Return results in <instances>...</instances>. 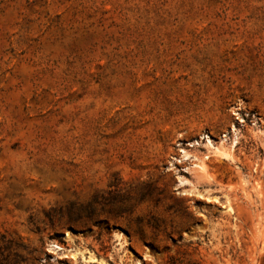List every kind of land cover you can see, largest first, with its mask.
<instances>
[{
  "label": "rangeland",
  "instance_id": "374dc122",
  "mask_svg": "<svg viewBox=\"0 0 264 264\" xmlns=\"http://www.w3.org/2000/svg\"><path fill=\"white\" fill-rule=\"evenodd\" d=\"M264 264V0H0V264Z\"/></svg>",
  "mask_w": 264,
  "mask_h": 264
},
{
  "label": "trees",
  "instance_id": "16d2710c",
  "mask_svg": "<svg viewBox=\"0 0 264 264\" xmlns=\"http://www.w3.org/2000/svg\"><path fill=\"white\" fill-rule=\"evenodd\" d=\"M168 264H178V263L176 262V259L172 257ZM179 264H183V263H179Z\"/></svg>",
  "mask_w": 264,
  "mask_h": 264
}]
</instances>
